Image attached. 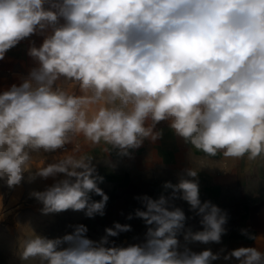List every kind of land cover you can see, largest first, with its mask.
<instances>
[{"label": "clouds", "instance_id": "obj_1", "mask_svg": "<svg viewBox=\"0 0 264 264\" xmlns=\"http://www.w3.org/2000/svg\"><path fill=\"white\" fill-rule=\"evenodd\" d=\"M45 30L50 32L42 45L28 50L39 67L0 94V181L13 188L26 172L29 182L65 176L29 193L43 204L42 213L104 215L109 197L98 187L103 177L92 155L76 147L31 171V152H55L77 137L127 155L144 139L157 140L155 125L168 121L176 135L209 157L264 158V0H0V60ZM187 176L195 178L197 171ZM164 188L172 189L173 198L181 194L201 217L202 231L185 230L184 211L170 210L163 195L145 196L146 210L135 213L154 225L144 244L105 247L109 236L131 230L127 224L106 228L99 243L78 225L62 238L33 235L20 258L39 264H212L218 253L186 246L180 251L177 235L220 243L227 213L201 202L195 179L181 177ZM90 193L102 199L92 201ZM232 258L264 264V252L253 247L224 257Z\"/></svg>", "mask_w": 264, "mask_h": 264}, {"label": "crops", "instance_id": "obj_2", "mask_svg": "<svg viewBox=\"0 0 264 264\" xmlns=\"http://www.w3.org/2000/svg\"><path fill=\"white\" fill-rule=\"evenodd\" d=\"M45 7L49 5L45 4ZM60 23H64L63 18H60ZM49 32L33 34L9 49L0 60V79L22 84L30 72L39 67L38 62L28 55L29 48L40 47ZM63 86L69 87V83ZM76 91L79 94L78 88ZM154 131L161 133L157 140L144 139L139 148L129 149L127 155L103 143L93 146L83 137L76 138L74 143L79 145V154L92 155L96 174L103 177L98 187L109 197L104 215L96 214L91 218L85 215L86 220L90 224L110 228L115 223L130 225V231L120 232L112 239L129 241L131 245L144 244L148 228L154 225H147L135 213L146 210L145 196L157 200L163 195L169 200L170 210L171 207H179L184 211L185 230L202 231L201 217L179 198L181 194L177 193L173 198L172 189L164 188L166 182L176 184L181 177L195 179L201 202L211 201L227 213L226 234L222 235L220 243L204 244L185 241L182 231L177 235L179 250L183 251L185 246L196 253L210 249L220 256L212 264H237L235 258L225 260L224 257L240 247H253L264 252V158L236 160L224 158L222 153L209 157L176 135L168 121L157 123ZM105 147L109 148L107 153L103 150ZM73 149L69 148L67 152ZM188 170L197 171V177H188ZM90 199L100 201L102 197L90 193Z\"/></svg>", "mask_w": 264, "mask_h": 264}, {"label": "rangeland", "instance_id": "obj_3", "mask_svg": "<svg viewBox=\"0 0 264 264\" xmlns=\"http://www.w3.org/2000/svg\"><path fill=\"white\" fill-rule=\"evenodd\" d=\"M13 85L21 84L11 79H0V94L9 90ZM31 171L35 172L37 166L51 163L54 159L62 158L64 153L45 152L43 149L33 151ZM64 174L47 179L37 177L29 182V173L24 174L21 183L13 188H8L3 181H0V264H39L38 259L23 261L20 258V251L24 241L33 235L42 236L48 239L62 238L65 235L73 234L76 226L84 225L87 228L84 236L99 243L106 236L105 229L108 226L90 224L85 218V211L65 210L59 213H42L43 204L31 198L32 191H44ZM131 242L114 240L108 237V244L105 247H127ZM68 247V244L62 245Z\"/></svg>", "mask_w": 264, "mask_h": 264}, {"label": "built area", "instance_id": "obj_4", "mask_svg": "<svg viewBox=\"0 0 264 264\" xmlns=\"http://www.w3.org/2000/svg\"><path fill=\"white\" fill-rule=\"evenodd\" d=\"M79 145H78V143H69V144H67V145H65L64 146V148H62V149H57L59 152H66V151H68V149L69 148H76V147H78Z\"/></svg>", "mask_w": 264, "mask_h": 264}]
</instances>
